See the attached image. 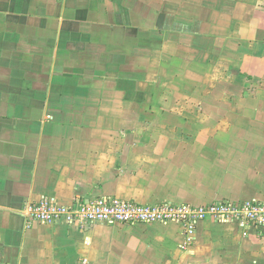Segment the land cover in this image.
I'll return each instance as SVG.
<instances>
[{"label":"crops","instance_id":"0c3cea01","mask_svg":"<svg viewBox=\"0 0 264 264\" xmlns=\"http://www.w3.org/2000/svg\"><path fill=\"white\" fill-rule=\"evenodd\" d=\"M264 200V0H0V264H264V228L79 229L44 197Z\"/></svg>","mask_w":264,"mask_h":264},{"label":"built area","instance_id":"2783aa9c","mask_svg":"<svg viewBox=\"0 0 264 264\" xmlns=\"http://www.w3.org/2000/svg\"><path fill=\"white\" fill-rule=\"evenodd\" d=\"M24 214L40 223L65 224L79 229H87L96 224L178 222L184 226L188 239L196 232L197 224L207 218L216 221L236 219L247 225L264 228V200L238 203L223 201L195 206L168 201L142 203L118 196L98 195L69 206L59 203L55 198L44 197L28 204ZM78 264L94 262L83 256Z\"/></svg>","mask_w":264,"mask_h":264}]
</instances>
